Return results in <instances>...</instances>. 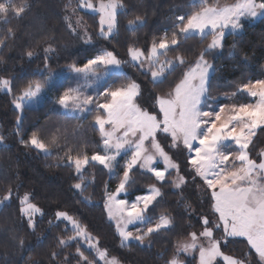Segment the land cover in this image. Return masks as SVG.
Here are the masks:
<instances>
[{
  "label": "snow or ice",
  "instance_id": "obj_1",
  "mask_svg": "<svg viewBox=\"0 0 264 264\" xmlns=\"http://www.w3.org/2000/svg\"><path fill=\"white\" fill-rule=\"evenodd\" d=\"M31 6L30 0H0V53L17 39L19 28L13 26V20H22ZM189 7L190 11L169 17V26L154 34L145 46L129 44L128 59L123 60L115 49L96 48L94 37L78 12L82 9L98 12L96 36L110 43L118 32V17L130 12L125 0H97L95 4L93 0H76L74 6L73 0H67L63 17L66 30L96 51L81 63L67 65L76 86L59 92L53 103L63 110L60 115L65 120L91 117L90 127L99 134V142H93L95 150L91 153L89 142L81 140L76 129L69 132L67 125L37 124L23 130L25 109L43 107L60 75L50 70L48 63L50 54L56 52L55 36L36 41L38 46L45 45L44 71L38 70L43 80H29L16 86L14 77L0 76V90L12 95L14 109L20 113L13 133L19 136V143L46 157L55 153V166L72 170L77 181L72 189L81 203L92 204L91 196L85 192L95 184L96 171L89 174V169L107 175L103 207L107 220L115 224L121 247H127L130 241L143 244L146 239L175 228V218L167 209L155 218L150 215L163 196L161 189L170 184L185 200L183 189L199 179L202 185L197 187H203L210 214L198 218L201 231L177 235L172 244L173 254L165 264H183L180 255L196 251L198 264H219V260L223 264H252L248 253L237 258L222 251V247L240 242L238 238L258 257L255 264H264V147L257 151L254 139L258 132L264 133V79H249L236 85L235 91L223 93L226 98L247 94L252 98L250 102L220 105L217 110L209 103L215 99L211 90L216 69L207 59L209 54L223 49L226 30L238 34L244 27V19L264 17V0H235L223 5L219 0H191ZM146 24L145 17L136 14L127 20L126 30L135 34ZM197 36L202 42L209 36L211 40L194 60H189L186 53L191 49L184 45ZM25 55L31 60L35 50L29 49ZM236 55L233 45L229 56ZM4 63L5 57L0 54V64ZM126 65L137 69L156 87L167 83V90L150 92L151 102L145 106L140 102L144 95L141 84L128 76ZM178 71L179 75L169 81ZM4 139L0 134V145ZM185 150L182 170L175 156ZM144 176L154 180L146 193L133 200L126 198L137 185L138 177ZM114 179L118 182L113 189L109 181ZM18 188L19 213L34 233L36 217H42L44 212L32 202L30 193L19 196ZM13 194L9 187L0 198V208L11 201ZM184 207L192 208L187 202ZM54 215L59 223L53 225L50 220L49 228L63 223L65 235L57 237L60 250L50 253L53 262L123 264L118 256H110L108 249L101 247L99 238L75 215L64 210H57ZM12 239L24 248L22 237L14 235ZM73 247L74 252L70 250ZM65 249L69 251L62 261L58 260Z\"/></svg>",
  "mask_w": 264,
  "mask_h": 264
},
{
  "label": "trees",
  "instance_id": "obj_2",
  "mask_svg": "<svg viewBox=\"0 0 264 264\" xmlns=\"http://www.w3.org/2000/svg\"><path fill=\"white\" fill-rule=\"evenodd\" d=\"M97 1V0H93ZM232 2L235 0H219ZM76 0H73V6ZM31 10L22 20H13V26H18L17 39L15 43L9 42V47L3 51L6 63L0 64V76L15 78L14 84L20 86L29 80H43L38 73L44 71L43 44L37 45L36 41L44 36H55L54 47L56 52L50 54L49 68H64L68 64L81 63L86 58L95 54L96 49L85 45L82 40L70 34L65 27L63 17L65 15V4L67 0H30ZM130 12L127 16L118 17V32L109 43L100 40L96 33L99 30L98 14L79 10L78 16L82 18L88 31L93 35V43L96 48L107 47L115 49L123 60L127 57V46L136 44L143 47L151 41L154 34H160L165 27L169 26V17L179 12L190 11L191 0H125ZM143 15L147 21L146 27L135 34L126 30L127 20L134 15ZM244 27L238 34L228 33L225 36L222 50L208 55V60L214 65L216 71L212 80V95L215 98L209 103L214 105L245 103L249 97L241 94L237 97L226 98L225 92L235 91L238 84L246 83L249 79L264 78V17L255 22L243 23ZM209 38V37H208ZM197 36L190 39L184 48L191 49L186 53L189 60H194L195 55L206 46ZM235 51L236 56H229V52ZM29 49L35 50L34 57L29 60L25 52ZM170 56L174 53H170ZM246 57V59H245ZM128 76L141 84L144 93L141 103L147 106L150 92L167 90V83L159 87L151 84L147 77L140 74L131 65L125 66ZM179 75V71L169 77V81ZM12 95L0 91V134L5 139L0 145V198L7 189H13V197L6 206L0 208V264H57L50 258L52 251H59L57 237L65 235V225L49 228V221L53 225L59 223L55 220L57 210L68 211L88 226V230L100 240L101 247L107 248L110 255L118 256L123 264H165V260L173 254L172 244L177 235H184L188 231H201L197 222L198 218L209 211L207 197L204 195L202 182L197 179L195 183L183 189L185 200H181L180 192L173 189L170 184H165L161 191L163 196L159 198L160 203L155 212L150 213L155 218L159 212L167 211L175 218L176 227L171 231H162L159 234L146 239L143 244L137 241L129 242L127 247H121V242L115 230L113 222L107 220L103 207V186L108 181L105 174L98 170L89 169V174L96 171V182L90 186L85 195H90L91 205L80 202V197L73 191L72 185L76 183L71 169L56 167V155L46 157L32 149L25 148L19 143V136L14 135L16 118L20 113L14 109ZM56 109V110H53ZM151 110V109H150ZM58 106L54 105L49 98L43 107L23 112L24 129H30L33 125L55 127L67 125L69 132L76 129L81 140L89 142V153L95 150L93 142H99V134L90 127L91 117L87 120H65ZM77 125L82 127L77 128ZM255 139L257 151L264 145V133H259ZM254 155V153H253ZM184 169V158L181 154L175 156ZM122 162V161H121ZM118 180L109 181L110 187L114 189ZM154 180L147 176L138 177V183L130 191L135 193L144 192V187ZM18 188L19 196L30 193L32 202L37 204L44 212L41 217L37 215V228L33 233L26 226V220L19 213V202L16 196ZM185 202L191 204V210H186ZM70 234V233H69ZM14 235L25 240V246L21 249L18 242L14 241ZM229 244L224 250L234 253L238 257L246 254V242ZM75 251V247L70 249ZM69 249L58 258L63 259ZM253 261L254 255L247 252ZM86 254H89L86 252ZM185 263L195 264V257L185 254L180 255ZM163 257V258H162ZM91 258V256H90ZM75 264V261H73Z\"/></svg>",
  "mask_w": 264,
  "mask_h": 264
},
{
  "label": "rangeland",
  "instance_id": "obj_3",
  "mask_svg": "<svg viewBox=\"0 0 264 264\" xmlns=\"http://www.w3.org/2000/svg\"><path fill=\"white\" fill-rule=\"evenodd\" d=\"M220 2V4L221 5H223V4H232V3H235V1H232V2H222V1H219ZM93 3L95 4V3H97V1H93ZM83 11H87V12H91V13H96V14H98V21H99V13L98 12H94L93 10H90V9H82ZM258 18H260V17H257V18H246V19H244L242 22L244 23V22H248V23H252V22H255ZM242 30V29H241ZM241 30H239V33L241 32ZM228 33H230V30H226V35L228 34ZM211 40V37L209 36V38H208V42ZM207 42V43H208ZM208 59V58H207ZM210 62V61H209ZM211 63V62H210ZM50 70H52V71H54V72H59L60 73V75L57 77V79H56V81H55V83H54V91L53 92H51V93H49V98L53 101L54 100V98H55V96L56 95H58V93L59 92H62V91H64L66 88H68V87H75L76 86V81L74 80V74L73 73H71L70 71H68L67 70V67H64V68H55V69H50ZM125 71H126V69H125ZM262 79H264V78H262ZM0 91H2V90H0ZM3 92H5V91H3ZM245 95H247V94H245ZM251 99L252 98H250L249 97V101L248 102H250L251 101ZM245 103H247V102H245ZM223 105H226V104H223ZM227 105H230V104H227ZM220 105L218 104V105H214V107H217V110H218V107H219ZM62 110V109H61ZM63 111V110H62ZM262 147H264V145L262 146ZM187 155V152H186V150L181 154V156L184 158V160H185V156ZM174 175V174H173ZM149 184H151V183H149ZM148 184V185H149ZM147 185V186H148ZM147 186H145L144 187V192H142V193H135V194H133L132 196L130 195V193L127 195V197L126 198H128L129 200H133V199H135V197L137 196V195H142V194H145L146 193V191H147ZM3 197V196H2ZM1 197V198H2ZM207 214H210V209H209V211H207V212H205V213H203L202 215H207ZM113 224H114V222H113ZM115 225V224H114ZM140 227H143V226H140ZM129 229L130 230H132L133 232H135V228L133 227V226H129ZM238 239H242V238H238ZM130 242H132V241H130ZM222 251H224L226 254H228V255H232V256H234V257H237V258H244V256L243 257H238L237 255H235L234 253H230V252H228V251H226V250H224V247H222ZM247 252H249V250L247 249V251H246V253ZM251 253H253V255H254V258H255V261H253L252 260V264H255V262H256V260L258 259V257H256L255 256V253H254V251L253 252H251ZM183 254V253H182ZM110 255V254H109ZM185 255H188V256H193V257H195V264H198V251H196V252H192V253H190V254H185ZM110 256H112V255H110ZM180 260L183 262V264L185 263V261H184V259L180 256ZM218 260H219V258H218ZM101 264H102V262H101ZM219 264H223V261L222 260H219Z\"/></svg>",
  "mask_w": 264,
  "mask_h": 264
}]
</instances>
